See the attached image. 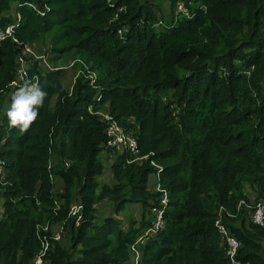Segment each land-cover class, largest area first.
<instances>
[{"label":"trees","instance_id":"1","mask_svg":"<svg viewBox=\"0 0 264 264\" xmlns=\"http://www.w3.org/2000/svg\"><path fill=\"white\" fill-rule=\"evenodd\" d=\"M169 1L174 15L161 29L153 0H0V26L14 27L0 47V264H31L40 251L46 264H229L219 212L242 242L239 259L264 264V224L252 220L264 206V0ZM56 28L62 33L51 50L72 51L78 76L68 87L65 68L36 62L30 79L38 76L47 96L21 134L4 113L22 83L20 43ZM91 106L136 133L148 158L134 161L108 146L106 124ZM104 150L116 155L114 185L97 181ZM157 171L161 190L152 187ZM54 176L65 183L57 194ZM75 196L82 207L72 215ZM104 200L117 215L141 204L140 227L99 218ZM153 208L163 209L165 225L136 243ZM60 223L70 245L52 233Z\"/></svg>","mask_w":264,"mask_h":264},{"label":"built area","instance_id":"2","mask_svg":"<svg viewBox=\"0 0 264 264\" xmlns=\"http://www.w3.org/2000/svg\"><path fill=\"white\" fill-rule=\"evenodd\" d=\"M44 14V12H40ZM17 18H20V14H17ZM13 25H8L6 27L0 26V47L4 39L7 36L12 35L14 32ZM121 32V31H120ZM16 42L19 43L17 38H14ZM39 64H44L50 70L55 69L47 59L40 54H38L33 46L29 43H20V51L16 56V64H17V78L22 80L23 78L30 79V70L35 66L36 62ZM74 64V63H73ZM71 64V66H73ZM88 69V67H86ZM80 72H83L80 70ZM89 77L92 79L94 83L97 79V73L89 71ZM34 83H39L38 76H35L31 79ZM17 87L13 89L12 93L16 91ZM89 111L93 114L99 116L101 121L106 124V135L107 141L106 144L111 147L117 148L120 152H124V150L130 151L134 156V161L142 162L143 160L148 158V155H141V150L139 148L138 136L134 132H129L123 129L116 118L110 113L109 110L95 108L91 106ZM53 162L51 161L49 167H51ZM152 164L157 166L159 170L162 169V166L157 164L155 161H152ZM53 178V177H52ZM51 178V179H52ZM157 182V183H156ZM153 186L156 190H161L160 185V171L155 173V178L153 181ZM168 192L164 191L161 197V204L165 205L168 200ZM223 207H221L222 209ZM80 209V208H79ZM77 210V213L79 211ZM151 214L154 216L151 222V225L148 226L146 230H144L143 235L141 237H149L155 236L165 225L163 218V209L153 208ZM220 216L216 220L215 225L217 227L218 233L222 239V241L226 244L225 250L227 257L229 259V264H250L249 262H243L238 257V252L242 247V242L239 238L235 236L227 226L223 217L221 216V212H219ZM233 216V215H231ZM80 216L77 217L76 223L78 225L80 221ZM253 222L263 225L264 224V206L263 204H259L255 211L252 213ZM132 250L136 252V258H139V252L137 251V246L133 245ZM45 253L36 254L32 260L31 264H46V260L44 259Z\"/></svg>","mask_w":264,"mask_h":264},{"label":"rangeland","instance_id":"3","mask_svg":"<svg viewBox=\"0 0 264 264\" xmlns=\"http://www.w3.org/2000/svg\"><path fill=\"white\" fill-rule=\"evenodd\" d=\"M153 1L161 5L162 13H159V14L162 16L161 18L164 20L165 24L170 25L172 17L174 15L170 7L171 6L170 1L169 0H153ZM16 14H17V11L13 13V16H16ZM162 28H164V26H161V29ZM61 33L62 31L59 30L58 28L54 29L53 31L49 32L45 36V38L33 43L34 44L33 48L38 54L42 55L44 59H48V60L51 59L52 60L50 61L51 64L55 66L57 69L65 68L66 70L65 84L69 87L74 83L75 78L78 76L75 73H73L74 71L72 70V66H71V64L74 63L75 56L72 53V51L65 53V52H55L54 50L53 51L51 50L52 46L56 42L57 37L60 36ZM80 73L81 72L79 70V74ZM10 105L6 104L4 113H6ZM100 157L105 164V168H104V174L100 175L97 178V181L101 186L104 184L114 185L115 179L113 178L112 168L109 166V164H111L115 160L116 155L114 153L110 154L106 150H104L101 153ZM52 182H55L54 189H53L55 194L63 191L64 189L63 185H65V183L64 181L61 180L59 176H54L52 178ZM247 193L254 200L255 194L253 192H250V188H247ZM56 199H57L56 204L60 206V204L63 201L59 199L58 196H56ZM73 200L75 201L71 202L70 212H72V215H76L77 210L79 208L81 209L82 206H81V201H79L78 196H75ZM1 203L2 202L0 201V204ZM97 207H98V217L99 218L103 219L106 217H115V218L119 217L123 219L122 220L123 227L127 228L131 221H134L135 222L134 225L136 224L137 227H140V224H141L140 222L143 218V215H142L143 209H142L141 204H134V203L127 204L124 211L119 213L118 215L116 214L114 203H112L110 200H104L100 202L97 205ZM151 216L152 215L150 213L147 214V218H150ZM51 229L57 241L62 242L64 245H70V234L67 232V228L64 227L62 223L53 224ZM147 238L148 237H143V238L137 237L136 243H139V242L143 243L144 241H146ZM40 253H45V251H40Z\"/></svg>","mask_w":264,"mask_h":264},{"label":"clouds","instance_id":"4","mask_svg":"<svg viewBox=\"0 0 264 264\" xmlns=\"http://www.w3.org/2000/svg\"><path fill=\"white\" fill-rule=\"evenodd\" d=\"M177 12L180 13L179 15L185 14L186 9L182 5H179ZM17 14L14 17H17ZM161 17L160 15L158 16L156 26L160 27L164 25V20ZM29 43L32 46L34 45L31 42ZM54 68L57 69L56 67ZM46 96L47 93L38 83H34L29 78H23L21 85L11 94V105L6 111L9 128L15 129L21 134L27 133L34 122L37 121Z\"/></svg>","mask_w":264,"mask_h":264},{"label":"bare ground","instance_id":"5","mask_svg":"<svg viewBox=\"0 0 264 264\" xmlns=\"http://www.w3.org/2000/svg\"><path fill=\"white\" fill-rule=\"evenodd\" d=\"M49 227V226H48ZM44 241V240H43Z\"/></svg>","mask_w":264,"mask_h":264}]
</instances>
